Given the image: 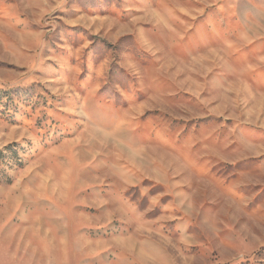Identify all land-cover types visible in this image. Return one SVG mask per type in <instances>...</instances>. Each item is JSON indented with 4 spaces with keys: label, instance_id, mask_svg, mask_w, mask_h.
Instances as JSON below:
<instances>
[{
    "label": "rangeland",
    "instance_id": "1",
    "mask_svg": "<svg viewBox=\"0 0 264 264\" xmlns=\"http://www.w3.org/2000/svg\"><path fill=\"white\" fill-rule=\"evenodd\" d=\"M0 264H264V0H0Z\"/></svg>",
    "mask_w": 264,
    "mask_h": 264
}]
</instances>
